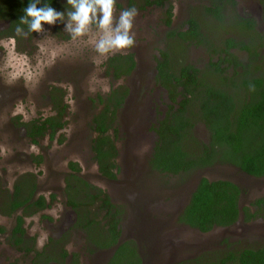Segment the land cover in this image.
I'll return each instance as SVG.
<instances>
[{"label":"rangeland","instance_id":"374dc122","mask_svg":"<svg viewBox=\"0 0 264 264\" xmlns=\"http://www.w3.org/2000/svg\"><path fill=\"white\" fill-rule=\"evenodd\" d=\"M150 1L155 4L147 6V0H115L121 8L115 7L114 4L113 20L108 30L99 26L98 19L101 14L98 11L97 18L85 28L83 34L75 32V21H62L56 18L53 24H43L40 33L30 34L22 29L20 33L14 31L12 37L0 36V228L5 230V233H0V264L13 262L31 264L32 257L11 248L9 236L7 237V233L15 226L16 217L22 214L18 211L15 216L7 217L3 210L18 182L25 181L26 184L29 181L30 184L37 186L32 195L33 200L44 197L49 201L51 195L56 196V202L48 209L25 218L28 236L37 238L40 250L51 236L49 232L51 226L57 227L60 224L56 229V235H59L74 219L69 214V209L65 207L64 195V179L69 173L70 164L73 163L92 184L106 193H111V199L124 211L121 224L123 239H134L145 254L143 242L145 236L135 234L133 208L130 207V202L145 206L152 204L157 198L168 206L175 205L180 199L187 203L188 194L199 177L208 179L239 177L233 174V168L225 167L219 171L220 166H214L207 173L192 174L185 178L164 177L155 174L156 172L151 173L152 178L146 173L149 171L147 162L152 151L150 143L155 142L151 117L154 112L160 114L165 111L164 105L167 102L166 93L155 84L153 75L155 63L160 58L159 53H167L173 62L171 66L175 72H180L181 67L189 65L198 69L201 77L209 70V55L205 50V43L211 44L212 49L219 51L223 48L225 40L235 36L234 34L239 35L238 37L248 34L245 31L246 27H243L238 18L245 14L256 17V11L253 13L250 10L253 3L256 5V1H248L249 6H245L244 0H238L233 10L228 8L225 14L220 13L217 16L205 12L206 8H209V1L205 0ZM133 7L138 11L132 29L135 34L134 46L124 50L123 54L97 51V45L102 39L109 34H115L122 11ZM168 11L172 14L171 27L167 26ZM190 17H195L202 25V43L198 42L196 48L183 43L181 48L175 42L177 41L175 34L184 31ZM8 27V22L4 20L0 22V34L7 32ZM206 34L208 38L213 39L211 42L205 40ZM248 37L253 35L250 34ZM259 52L263 53V48H260ZM126 54L134 55L137 69L128 79L113 82L106 75V62L116 55ZM246 54V52L241 54L245 62L250 60ZM257 63L252 62L246 67L252 69L259 65L261 72L264 73V63ZM228 73L231 71L228 70ZM207 75L208 82L211 80L216 84L219 81L215 72L211 74L207 72ZM119 86H130L132 94L119 112V125L115 128L119 133L113 134L111 130L108 136L118 148L125 146L128 153L116 161L124 170L120 176V183L110 184L96 177L98 167L92 147L97 138L91 128L93 118L103 106L93 101L98 96L105 100L104 98ZM52 87L60 88L66 93L65 104L68 106L66 126L54 139L47 136L39 141V145H32L20 124L53 115L54 111L49 101ZM194 112L195 109L192 110V113ZM192 131L195 136L201 135L204 138L207 136L201 123H196ZM186 139L188 142L185 149H189L190 153L202 151L189 134L186 135ZM244 199L247 202H242L245 207H250L254 201L251 196ZM63 216H66V223L61 225ZM174 216L173 213L164 216L166 219L163 221H167L169 225L165 223V230L159 232L165 234L162 237L165 241L160 247L165 250L166 256L161 258L160 255L163 254L160 253L157 257L162 264L191 262L196 264L195 261L200 264L206 254L208 256L216 252H219L220 256L224 254L228 245L231 249L240 250L250 246L258 248L264 244V223L261 220H255L249 225L241 224L230 229L228 233H223L222 229H215L210 234L201 235L197 231L180 226L176 219L173 220ZM156 236L155 234L150 239ZM65 237L67 251L82 253L85 264H92V257H89L88 263L83 252L85 236H81L78 230H75L71 237L69 235ZM156 254L153 252L152 258ZM100 255H102L100 258H104L105 252H101Z\"/></svg>","mask_w":264,"mask_h":264},{"label":"trees","instance_id":"16d2710c","mask_svg":"<svg viewBox=\"0 0 264 264\" xmlns=\"http://www.w3.org/2000/svg\"><path fill=\"white\" fill-rule=\"evenodd\" d=\"M30 0H0V22L3 20L9 23L8 31L1 33V37H12L13 32L18 28L30 32L27 24H22L20 18L25 14L23 9L29 4ZM218 1H213L215 4ZM222 2V1H221ZM37 9L47 10L49 5L54 12L60 13L58 17L62 21H71V14L75 12V8L68 4V0H32ZM155 2L147 0V6H152ZM157 4V3H156ZM121 8L115 3V7ZM207 13L212 16L222 14V8H206ZM167 25H171L172 14L167 13ZM31 18H29V22ZM45 23H42V25ZM193 37H188V33H177L183 41L195 39L200 42V28L197 23L192 20L189 22ZM227 45L219 51L213 49L215 54L220 55V60L212 62L208 65L209 70L202 74L192 66L185 65L181 67L180 72L172 69V64L168 60L158 62L156 70L158 78L166 79L164 82L170 89L171 99L174 104L181 97L179 104L180 110L176 113L169 112L164 121L160 122L158 128H154L158 140L154 149L152 159V168L164 177L185 178L195 174L206 168L216 165H229L239 168L241 171L255 177H264V85L262 80H256L255 90L247 95L251 97L250 102L243 101L240 106H235L233 95L227 91L225 86L232 78L229 77L228 70L234 66V74L239 75L238 68L243 67L242 71L249 73L246 66L238 62L233 64L231 58L236 57L230 50L239 48L245 50L249 55L253 54L249 46H245L243 42L235 43L231 38L227 39ZM225 54L227 59L222 58ZM107 75L111 72L115 74V79L122 76H130L136 70V61L134 55H116L107 61ZM207 72L216 73L218 82L216 84L209 80ZM248 83V82H247ZM250 85H244L245 89H251ZM233 88H243L236 87ZM258 94H257V93ZM118 93V91H117ZM237 93H235L236 96ZM66 93L60 89L52 87L49 92V101L53 109V115L40 120H33L22 123L25 129V135L28 136L32 145H39V141L45 137L54 139L56 135L62 131L65 126V116L68 106L65 104ZM113 98L116 104H113ZM120 101L110 96L108 103L98 96L99 103L105 104L103 113L95 116L93 119V131L98 137L95 141L97 159L101 166V170L106 177L115 178V174L110 169H114L115 165L111 163L115 157L117 150L114 147L112 139L108 136L114 128L116 114L118 108H121L125 96L121 95ZM93 101V100H92ZM94 102V101H93ZM112 107H115L111 110ZM173 110V108H171ZM195 112L192 113V110ZM196 123L206 126L211 138L210 144L201 142L200 144L194 138L193 128ZM116 129H114L115 131ZM116 132V131H115ZM190 135L191 139L202 149L200 153H190L189 149H185L188 142L186 135ZM70 168L76 171L75 164H70ZM81 178L76 181L67 180L66 191L73 190L69 194L71 199L69 205L77 210L80 220H83L86 212L88 218H92L90 223L89 238L101 249H110L118 244L121 237V230L118 229L122 222L124 211L120 207H116L111 203L110 197L101 189L93 188ZM15 193L10 199V211L17 212L23 208L38 206L40 210L46 208V200L41 197L38 201L29 204L32 201V195L35 190L34 184L29 181L26 184L18 183ZM29 190V192L27 191ZM95 191V192H94ZM242 190L236 184L230 181H210L203 177L199 182L196 191L192 194L189 204L185 208L183 214L179 217V223L189 227L200 233H209L214 228H229L234 226L240 219L241 209L239 200ZM79 195V196H78ZM54 199V197H52ZM101 204H100V203ZM99 203V206H98ZM258 208L253 214L249 208H243L245 214V222H250L255 218L264 219V200L256 202ZM96 208V209H94ZM114 210L116 212H114ZM106 212L103 221H105L104 229H100L101 212ZM100 212V213H98ZM119 215V220L115 221L114 216ZM94 224V225H93ZM23 218L19 217L18 226L15 233H23L21 228ZM89 226V225H88ZM102 227V226H101ZM108 227V229H106ZM4 230L0 228V232ZM227 251L221 256L216 252L210 256H203L200 264H264V245L255 247H243L240 250H234L227 246ZM67 253H63V258ZM59 261V260H58ZM196 264H199L195 261ZM142 257L139 252L138 243L135 241L126 242L121 245L111 260L110 264H141ZM192 263V262H191ZM186 263V264H191ZM193 264V263H192Z\"/></svg>","mask_w":264,"mask_h":264},{"label":"flooded vegetation","instance_id":"af4514ba","mask_svg":"<svg viewBox=\"0 0 264 264\" xmlns=\"http://www.w3.org/2000/svg\"><path fill=\"white\" fill-rule=\"evenodd\" d=\"M201 1V0H200ZM205 1H209V8H215L216 6L219 5V7L222 8V13H226V11L228 10V8H231L232 10L236 7V1L238 0H205ZM213 1H218L217 3L213 4ZM222 1V2H221ZM248 1H256V5L250 7V10L254 13L256 11V17H253L252 15H242L241 17L238 18V21L242 23L243 27H246V30L248 32V34H242V36L238 37L239 35L234 34L233 32H231L232 34H234L235 36L233 37H229L228 39H232L235 43L238 44V42H243V44L247 47L249 46V48L251 49V52L253 54L249 55V53L245 50H241L239 48H233L231 51V53H233L236 57L231 58V61H233V64H237L238 62L243 63L245 66L250 65L252 62L254 64H258L257 62H261L264 63V0H244L245 6H249V2ZM225 7V8H224ZM207 13V11H205ZM210 15V14H209ZM193 21L195 23H197V26L202 27V25L199 23V21L195 18V17H190L188 19V21L186 22V28L184 29V31L181 32H185L188 33L191 30V27L189 26V22ZM172 24V23H171ZM168 26V25H167ZM171 27V25H170ZM203 32V28H200V34L202 35ZM180 33V32H177ZM177 33L175 34V42L178 43L179 47L183 48V43L186 44L187 46H192L193 48H196V44H198V41H196L195 39L193 40H189V41H183L179 38V36L177 35ZM252 34L253 37H248V35ZM188 37H193L192 33L189 32L188 33ZM252 38V39H251ZM202 38L200 37V40ZM206 41L211 42L213 39L208 38L207 34H206ZM227 39L225 40V42L223 43V48L227 45ZM257 42V43H256ZM202 43V41L199 42V44ZM256 43V44H254ZM211 44H206L204 46H206L205 50H207V54L209 55L208 57V63L211 64L212 62H217L220 60V55L219 54H215L213 52V49L210 47ZM260 48H263V53H260L259 50ZM215 49V48H214ZM243 52H246L247 54V59L250 60L249 61H244V59H242L241 54ZM128 55V54H126ZM160 58L158 59V61H156L155 63V67H157L158 62H162L165 60H168L169 63L173 64V62L171 61L169 55L167 53H162L160 54ZM185 57V56H184ZM183 57V58H184ZM222 58L227 59L225 54H222ZM110 59V58H109ZM108 59V60H109ZM107 60V61H108ZM107 64V62H106ZM208 64V65H209ZM108 65L106 66V72ZM243 67L238 68V71L240 73H238L239 75H235L234 74V66L230 67V71L231 73H229V77L232 78V80L226 84L225 86H229L226 87L227 91L230 93V95L234 96L233 99L235 100V106H240V103L243 101V99L245 100V102H250L251 97L247 95L251 93L253 90L251 89H245L244 85L247 84L248 87L250 85L252 86H256L255 85V81L256 80H262L263 81V85H264V73L261 72L260 66L257 65V67H253L252 69H248L250 70L249 73H245L246 71H242ZM262 68V66H261ZM137 69V66H136ZM136 71V70H135ZM135 71L130 75L132 76ZM107 75V74H106ZM130 76H122L119 79H115V74L113 72H111L110 75H107L108 78H110L113 82H119V81H123V79H128ZM153 79L155 84H157L159 87L162 88V90L166 93V97H167V102L166 105H164L165 107V111H162V113H157L154 112V114L152 115V122H151V128H158L160 122L164 121L167 117V114L169 112L171 113H176L180 110V106L179 104L181 103V97L177 100V103L174 104L172 99H171V95H170V89L169 87H167L165 85V81L167 78L161 80V78H158V72L155 68V74L153 75ZM151 81V79H150ZM248 82V83H247ZM215 84V83H214ZM234 86L236 87H243V88H233ZM118 91V93H117ZM235 93L236 96H235ZM257 93V92H256ZM132 94L131 88L130 86H119L118 88L116 87L115 89H113L107 96L105 99V101L108 103L109 97L113 96L115 98H117L119 101L122 96H125V98L123 99V104L121 106V108H118L117 110V114H116V121L114 124V128H113V134H117L119 133L117 131V129L114 131V129L119 125V112L122 111V109L124 108V106L126 105L128 99L130 98V95ZM258 94V93H257ZM101 97V96H100ZM98 98V97H97ZM165 100V101H166ZM94 102H96L97 104L101 105L99 103V100H94ZM113 104H116V100L113 98ZM101 106H103V109L97 114H101L104 112L105 110V104H102ZM115 107H112L111 110H113ZM173 108V110L171 109ZM96 115V116H97ZM95 118V117H94ZM93 118V119H94ZM92 125H93V121H92ZM204 126V130L206 131V138L200 136H195L194 138L198 141V143L200 144L201 142L205 143V144H210L211 142V138L209 136V133L206 129V126ZM91 131H93V128H91ZM94 132V131H93ZM153 134L155 135V142L154 143H150V149L152 151H150V157L148 159L147 162V166L149 171L146 173H149L150 176L153 178V176L151 175V173H155L156 171L153 170L152 168V159H153V155H154V149L156 146V142L158 140V137L156 136V133L154 131H152ZM110 133V132H109ZM107 133V134H109ZM96 134V138L98 137L97 133ZM96 141V139H95ZM114 143V142H113ZM96 143L94 144V146L92 147L93 151L96 148ZM114 147L117 150V153L115 155L114 158H112L111 163H113L115 165L114 169H110L113 174H115V178L114 179H110L109 177H106L105 173L101 170V166L99 164V161L97 159V154L95 152V157L94 160L96 162V165L98 167V174H96V177L99 178L100 180H102L103 182H107L110 184H119L120 183V176L122 175L121 173L124 171L120 165H117L116 161L118 162V160H120L121 158H123L127 153V148H125V146H122L120 148L117 147V145H115L114 143ZM216 166H220L221 168L219 169V171L222 170V168L225 169V167L227 168H233L234 172L233 174H237L239 175V177L237 179H208L210 181H218V180H223V181H230L234 184H236L239 188H241L242 193L240 196V200H239V207L241 209V215H240V219L238 220V222L229 228H216V229H222L224 230L223 233H228L230 229H233L234 227H238L241 224H245V225H249L254 223L255 220H261L264 223V219L263 218H255L253 220H251L250 222H245V214L244 212H242L243 208H249L251 210V212L254 214L256 212V209L258 208V206L256 205L257 201L260 200H264V195H261V193L264 194V177H255L252 175H248L247 173L241 171L239 168L234 167V166H229V165H216ZM214 168V167H211ZM211 168H206L204 170L198 171L195 174L196 175H200L203 174L204 172H208L210 170H212ZM69 173L65 176L64 182H65V190L67 188V180H69V182L72 181H76L77 178H81L83 179L85 182L89 183L93 188H97L100 189L98 187L95 186V184H92L88 179H86L85 175H83L82 171H76L73 170L72 168H68ZM154 171V172H153ZM218 171V172H219ZM228 171V170H227ZM226 171V172H227ZM222 173V172H220ZM155 174H159L160 176H162L160 173L156 172ZM226 175H229L226 173ZM203 177H199L196 182L194 183V185L192 186V189L189 192V196L187 198V203H185V201L183 199H180L176 202L175 205L172 204V206H168L167 204L163 203V201H161L160 199H155V201L150 204V205H145V206H140L137 205L135 202H130V207L133 208V229L136 230L135 234H137L138 236L140 234H144V238H143V242L145 245V254L143 253V251L140 249L139 247V252L140 255L142 257V263L141 264H162L163 262H161L160 260L157 259V257H159L160 253H162L163 255H160L161 258H164L166 255L164 254V249L162 247H160L161 245H163L165 239L162 238L163 236H165V234H161L159 233L164 229V224L167 222L163 221L166 219V217H164L167 214H175L173 220H177V222H179V217L183 214L185 208L187 207V205L190 202V199L192 197V194L196 191L197 186L199 184V182L201 181ZM206 178V177H205ZM236 178V177H235ZM156 180V179H155ZM25 181L22 182H18V183H22L24 185ZM156 185H158V182H156ZM37 187V186H35ZM15 188V187H14ZM36 190V188H35ZM64 190V195L66 197V202H65V207L67 209H69V214L73 216V221L64 229V231L60 232L59 235H56V229H58L59 225L57 227H53L51 226V229L49 230V232L51 233V236L48 240V242L46 243V245L44 246V248H42L41 250L38 248V242H37V238H32L28 236L27 230L25 228V218H27L28 216H31L32 214H39L43 211H45L46 209H48L50 206H52L55 202H56V196L55 195H51L50 196V200L47 201L44 197V199L46 200V208L44 210H40L38 206H34L31 208H28V210H25L23 208L19 209L18 211H21L22 214L20 216L16 217L15 220V226L13 229H11L8 233H7V237L8 238V242H9V246L11 248H15L18 252L26 255V256H31V264H85V260H84V256L81 253H75V252H68L67 251V243H65V236H70L71 234L75 231L78 230V232L81 234V236H85V247L83 248V252L84 255L87 259V261L89 260V257H92V264H110L111 260L113 259L114 255L116 254L117 249L123 245L126 242H132V239H128L125 240L123 239V232H121V237L118 240V244L110 249H101L100 245L97 246L96 243L93 242V239L90 240L89 238V230H90V223L92 222V218H88V213L86 212V215L84 217L83 220H80V215L78 213L77 210H74L72 205H69V202L71 199L69 197L70 193H73L72 191H69L65 193ZM102 190V189H101ZM104 191V190H102ZM255 192V193H254ZM15 193V190H14ZM13 193V194H14ZM104 193H106V191H104ZM256 193H258L259 195H257ZM110 199H111V193L108 192L106 193ZM261 195V196H260ZM13 196V195H12ZM247 196H251V199H254L253 203L250 205V207H245L243 205L242 202H246L244 198H246ZM54 197V199L52 198ZM12 199V197H11ZM39 200V199H38ZM38 200H33L29 203L32 204ZM184 201V202H182ZM100 203V202H99ZM98 203V206H99ZM111 203L116 206L119 207L112 199H111ZM178 203H180V205H178ZM247 203V202H246ZM101 204V203H100ZM3 210L5 211L4 213L5 216L10 217V216H15L17 212H11L10 211V200L9 202L6 204H4V208ZM114 212H116L114 210ZM106 215V212H101V217L99 220H101V226L100 229H104L103 227L105 226V221H103L104 216ZM19 217L23 218V225H22V229H23V233L21 232H17L15 233V229L18 226V219ZM119 215L118 216H114V220L118 221L119 220ZM66 216H63V221L61 222V225H64ZM123 219V216H122ZM143 220H146L145 222H143ZM51 221V220H50ZM52 223V221H51ZM259 223V222H258ZM122 224V222H121ZM118 226V229H122V226ZM89 225V226H88ZM94 225V224H93ZM166 225H169V223H166ZM180 226L188 229V230H192L189 227L182 225L179 223ZM108 229V227L106 228ZM132 229V230H133ZM4 230V229H3ZM215 230V228H214ZM214 230H212L210 233H212ZM122 231V230H121ZM139 231V232H138ZM144 231V232H143ZM198 232V231H197ZM0 233H5V230L3 232ZM157 235L154 239H150V237ZM201 235H207V233H200ZM136 240V239H135ZM179 240V239H178ZM177 240V242H178ZM69 241V239H68ZM137 241V240H136ZM70 242V241H69ZM138 243V242H136ZM264 245V244H263ZM254 247V246H253ZM227 248V246L225 247ZM257 249V248H255ZM227 251V249H226ZM67 253L66 257L64 259L63 258V253ZM101 252H105V257L104 258H100ZM157 253L153 258H152V254ZM59 260V261H58ZM89 263V261H88ZM10 264H19L18 262H13ZM90 264V263H89ZM174 264V263H172Z\"/></svg>","mask_w":264,"mask_h":264},{"label":"clouds","instance_id":"9594fccd","mask_svg":"<svg viewBox=\"0 0 264 264\" xmlns=\"http://www.w3.org/2000/svg\"><path fill=\"white\" fill-rule=\"evenodd\" d=\"M68 4L72 5L76 10L71 14V18L76 22L75 32L83 34L85 28L97 18V13L101 14L98 23L105 30L111 27L113 20V9L115 0H68ZM47 10L37 9L36 5L30 0L29 4L23 9L24 15L20 18L22 24H27L30 32L40 33L42 31V23L53 24L55 19L60 17V13L46 5ZM138 15L136 8L125 9L119 17L118 27L115 29L114 35H107L97 45V51L101 53H124V50L134 46L135 34L132 32L133 22ZM29 18L31 21L29 22ZM22 29L18 28L20 33ZM107 90V89H105ZM251 90H255L251 86Z\"/></svg>","mask_w":264,"mask_h":264}]
</instances>
